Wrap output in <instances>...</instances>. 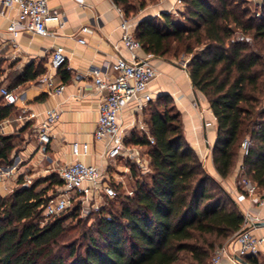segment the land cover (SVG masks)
Masks as SVG:
<instances>
[{"label": "trees", "instance_id": "trees-1", "mask_svg": "<svg viewBox=\"0 0 264 264\" xmlns=\"http://www.w3.org/2000/svg\"><path fill=\"white\" fill-rule=\"evenodd\" d=\"M113 2L130 18L157 0ZM182 3L183 21L162 13L139 22L135 36L151 57L172 61L181 54L191 56L187 71L192 86L216 118L217 173L223 180L232 176L242 142L249 138L237 188L243 192L240 181L246 177L264 196V0L260 16L251 12L248 0ZM44 72L31 63L7 89ZM62 74L68 81L69 73ZM3 75L0 63V88ZM149 107L147 124L154 143L136 134L129 143L149 148L151 184L137 180L132 196L116 192L107 201L112 207L119 203L118 209L102 206L95 230L78 232L81 241L77 234L71 236L81 223V205L43 226L40 219L51 188L38 192L36 183L0 194V264H211L216 248L242 231L245 215L186 143L181 115L170 97ZM15 111L0 96V123ZM16 141L15 134L0 135V169L12 167ZM55 183L62 186L61 180ZM70 219L77 226H65ZM62 241H70L69 246L60 245ZM248 261L258 264L255 258Z\"/></svg>", "mask_w": 264, "mask_h": 264}, {"label": "crops", "instance_id": "crops-1", "mask_svg": "<svg viewBox=\"0 0 264 264\" xmlns=\"http://www.w3.org/2000/svg\"><path fill=\"white\" fill-rule=\"evenodd\" d=\"M48 1L50 8L64 13V26L59 28L55 24H50V34L46 36L31 33L14 36L9 31V26L17 17V10L4 9L0 0V63L4 69L2 87L14 86L15 74H22L24 68L31 63L45 69L41 76L50 73L56 84L65 86L62 95L49 94L46 84L39 82L41 77L39 76L36 80L13 87L12 91L20 95L24 102L18 103L14 114L4 120L9 124L5 135H17V147L12 155L13 165L7 168L12 176L11 192L21 185L31 186L36 183L38 192L48 187L57 192L61 186L56 185L53 177L58 176L63 165L76 160L109 168L114 176H120L113 171V168L117 167V162L121 160L130 162L119 158L116 162L110 163L104 156V144L94 139L102 96L95 90L93 69L113 62L120 56L129 57L121 41L123 33L120 28L122 23L120 8L113 0ZM181 9L182 0H157L128 19L136 28L144 19L160 17L162 13L178 14ZM83 28H88V32L82 33ZM80 38H84L86 44H79ZM13 40L16 46H13ZM57 46H62L66 50L67 62L61 69L53 72L49 69V62ZM138 53L142 58L148 59L159 72L148 90L153 102L160 97H170L171 106L181 115L184 139L203 163L206 171L222 185L244 215L248 212L258 215L264 222V207H259L257 202L239 192L237 188L241 157L230 178L223 180L217 173L213 162V148L217 140L216 118L208 101L192 86L188 71L176 68L170 61L151 57L143 50ZM64 70L69 73L68 81L63 79ZM194 101L198 103L197 106L194 105ZM135 106L136 102H133L124 109L121 116L122 126L127 134L125 145L144 159L150 160L148 153L146 156L142 155L146 146L129 143L134 134L147 137L138 129L140 119L150 134L145 113L149 104L141 113H135ZM53 109L58 111L59 118L52 128L51 142L48 145L41 144L38 139L39 125L44 120L46 111ZM204 121L211 122L212 126L206 127ZM75 143L88 145L89 155L75 157L72 153V145ZM127 169L125 166L124 170L118 168L116 170L127 174ZM2 195L5 196L7 193ZM252 231L257 236L264 235V227L252 228ZM255 259L258 264H264V254ZM222 264L238 263L224 260Z\"/></svg>", "mask_w": 264, "mask_h": 264}, {"label": "built area", "instance_id": "built-area-1", "mask_svg": "<svg viewBox=\"0 0 264 264\" xmlns=\"http://www.w3.org/2000/svg\"><path fill=\"white\" fill-rule=\"evenodd\" d=\"M248 1L258 6L260 0ZM2 6L4 9L15 8L17 10V17L11 21L9 26V31L14 36L20 33L46 36L50 34V24L62 28L65 23L64 13L50 8L48 0H2ZM119 12L122 18L120 28L123 34L121 41L128 51L129 57L120 56L113 62L93 69L94 87L102 96L94 139L104 144V156L110 163L123 158L137 166L139 170L147 172L150 171V160L144 159L125 145L127 134L122 126L121 116L124 109L133 102H136L135 113H141L146 105L154 101L148 90L152 81L158 77L159 72L148 59L139 55L138 52L142 50V46L135 36V26L121 9ZM81 32L87 33L88 28H83ZM78 43L84 45L86 40L80 38ZM13 46H16L15 40H13ZM66 62V50L62 46H57L51 54L49 69L56 72ZM39 82L46 84L49 94H63L65 86L56 84L50 73L41 76ZM0 96L6 105L17 106L18 103L24 102L20 95L5 87L0 88ZM194 105L197 106L198 103L194 101ZM31 116L34 117L33 114ZM58 118L57 110L46 111L45 118L39 125L38 139L41 144H50L52 128ZM204 124L206 127L212 126L211 122L204 121ZM8 125L7 121L0 123V135L7 134ZM138 129L147 135L151 144L154 143L141 119L138 121ZM250 147V139L245 138L241 145L242 158L248 156ZM72 153L79 158L88 156L90 149L86 144L75 143L72 145ZM239 169L241 172L242 164H240ZM58 176L62 186L57 191V195L51 197L44 207L45 221L42 222L43 226L48 223L49 218L65 214L72 210L75 205L89 203L93 209L99 210L102 207L101 200L103 198L113 199L116 196L114 185L121 186L125 183L123 177L114 176L109 168L89 165L81 160L63 165L59 169ZM11 177L9 173L0 174V194L11 192V187L5 182ZM240 187L244 194L257 202L259 207H264V196L256 184L248 178L242 177ZM126 194L132 196L133 191H128ZM259 222L262 220L258 215L246 213L242 231L216 248L211 258V264H222L224 260L235 263L234 256L258 258L264 254V235L257 236L252 231L254 224Z\"/></svg>", "mask_w": 264, "mask_h": 264}, {"label": "rangeland", "instance_id": "rangeland-1", "mask_svg": "<svg viewBox=\"0 0 264 264\" xmlns=\"http://www.w3.org/2000/svg\"><path fill=\"white\" fill-rule=\"evenodd\" d=\"M260 4H261V0L259 1L258 6L253 4V3H247V6L250 8L252 13H254L257 16H260L261 15V8L259 7ZM183 12H184V9H181V11L178 14L174 13L172 15H173V17L176 20L183 21L184 18L181 17V13H183ZM190 59H191V56H189V55L187 56V55L181 54L178 59H173L170 62H172L173 65L176 68L187 71V66H188V63H189ZM160 110L163 111L164 107H161ZM150 112H151L150 111V107H148L146 112H145L147 117L150 115ZM144 150H145V153L142 154V155L146 156L145 154L149 152V148L147 147ZM116 166H117L116 168H113V171H116L118 173V175H120V177H123V180L125 182L121 186L114 185L117 194H122L123 195V194L127 193L128 191H134L135 183L137 182V180H139L141 182L143 181V182H147V183L151 184V176H152V172L151 171L147 172L145 174H142L141 173L142 171L139 170L137 168V166H135L131 162L127 163V162H125L123 160L117 162ZM125 166H126V168H128L127 169V174H124V173H121V172L118 171V170H124ZM117 168H118V170H116ZM9 172L10 171L7 168L0 169V174H6V173H9ZM134 173L137 175V178H136V175ZM53 179H55V182H58L60 180L58 176H54ZM238 181H239V177L237 178V181H236L237 186H238ZM5 182L10 187H11V185L13 183L11 181V179L10 180L9 179L6 180ZM33 182H34V180H32V183ZM32 183H30V185ZM239 192L243 193L242 191H239ZM9 194H11V192ZM9 194H7L5 196H8ZM55 195H57V192L53 188L50 191H48V193H47L48 197H53ZM107 200H108L107 198H103L101 200L102 206L105 207L107 211L111 210V209H113V211H116L118 209V207L120 206L119 203H115L114 207H112V206L109 205L110 201H107ZM99 210L93 209V207L89 203H86L85 205H81V211H80L81 215H80V219H79V220H81V223L79 224V229L78 230L77 229L74 230V233L71 234V236H73V238H75L76 234H77V237L75 239H80V241H81L82 239H81L80 234L78 232H80L82 229L83 230L89 229L90 231L93 232L95 230L97 222L99 220V214H98ZM40 220L42 222L45 221V216L43 214L41 215V219ZM53 220H55V219L54 218H49L48 222H52ZM77 224H78L77 220L70 219V220H68L65 223V226H67L68 228H74L75 226H77ZM69 242L70 241H62V242H60V245H65L64 247L66 248L67 246H69V245H67V244H69Z\"/></svg>", "mask_w": 264, "mask_h": 264}, {"label": "water", "instance_id": "water-1", "mask_svg": "<svg viewBox=\"0 0 264 264\" xmlns=\"http://www.w3.org/2000/svg\"><path fill=\"white\" fill-rule=\"evenodd\" d=\"M23 187H28V184H24ZM254 228H260V227H264V222H259V223H256L254 224L253 226ZM248 258H241L239 256H234V260L235 262H237L238 264H250L249 261H248Z\"/></svg>", "mask_w": 264, "mask_h": 264}]
</instances>
